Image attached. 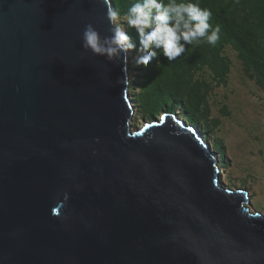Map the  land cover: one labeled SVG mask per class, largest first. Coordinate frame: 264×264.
<instances>
[{
  "label": "water",
  "instance_id": "1",
  "mask_svg": "<svg viewBox=\"0 0 264 264\" xmlns=\"http://www.w3.org/2000/svg\"><path fill=\"white\" fill-rule=\"evenodd\" d=\"M108 6L0 0V264H264V216L200 136L130 130L126 58L81 47Z\"/></svg>",
  "mask_w": 264,
  "mask_h": 264
},
{
  "label": "rangeland",
  "instance_id": "2",
  "mask_svg": "<svg viewBox=\"0 0 264 264\" xmlns=\"http://www.w3.org/2000/svg\"><path fill=\"white\" fill-rule=\"evenodd\" d=\"M209 1L231 37L220 32L215 45L194 43L175 61L160 55L147 66L137 65L138 51L127 53L130 130L164 115L183 121L215 157L221 186L245 192L250 209L264 216V10L258 0ZM134 2L109 0L121 16ZM124 27L138 45L135 30Z\"/></svg>",
  "mask_w": 264,
  "mask_h": 264
},
{
  "label": "clouds",
  "instance_id": "3",
  "mask_svg": "<svg viewBox=\"0 0 264 264\" xmlns=\"http://www.w3.org/2000/svg\"><path fill=\"white\" fill-rule=\"evenodd\" d=\"M102 3L109 5V0ZM211 17V10L201 7L199 0H135L123 16L108 6L105 19L111 26L110 35L101 36L94 24L87 23L81 47L109 62L126 58L129 50L138 51L137 65L147 66L153 60L159 64L160 55L171 62L181 57L188 45L217 43L221 30L218 25L212 27ZM121 21L135 30L138 45Z\"/></svg>",
  "mask_w": 264,
  "mask_h": 264
},
{
  "label": "trees",
  "instance_id": "4",
  "mask_svg": "<svg viewBox=\"0 0 264 264\" xmlns=\"http://www.w3.org/2000/svg\"><path fill=\"white\" fill-rule=\"evenodd\" d=\"M259 1V5L260 7L264 10V0H258ZM201 7H205L211 10L212 12V17L209 21V23L212 25V27H216L217 25L220 27V32H222L224 35L231 37L230 35H232L231 30L228 28V22L226 21V19L221 15L222 13L220 12V10H218V8L216 7V5L209 0H199ZM207 44V43H206ZM212 47H209L208 45H206L205 48V53L209 54L211 51ZM174 82V81H172ZM201 87L199 88H195V91L198 92V90H200ZM197 95L195 92L193 93L192 96Z\"/></svg>",
  "mask_w": 264,
  "mask_h": 264
}]
</instances>
